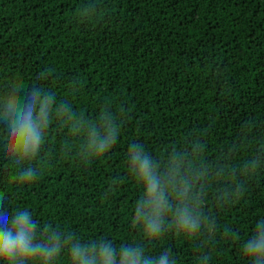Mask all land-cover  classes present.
I'll list each match as a JSON object with an SVG mask.
<instances>
[{
    "label": "trees",
    "instance_id": "trees-1",
    "mask_svg": "<svg viewBox=\"0 0 264 264\" xmlns=\"http://www.w3.org/2000/svg\"><path fill=\"white\" fill-rule=\"evenodd\" d=\"M33 87L83 126L103 131L115 120L119 136L84 162L83 137L57 116L33 161L17 166L0 150V211L27 210L41 230L82 243L141 242L132 218L143 190L128 170L135 142L157 158L175 151L221 170L206 199L217 220L211 243L167 233L149 254L170 248L177 264L203 254L208 264H248L241 244L264 219V166L237 201L218 208L215 194L228 168L264 150V0H0V98ZM29 165L38 178L21 184ZM54 264H70L67 249Z\"/></svg>",
    "mask_w": 264,
    "mask_h": 264
},
{
    "label": "clouds",
    "instance_id": "clouds-1",
    "mask_svg": "<svg viewBox=\"0 0 264 264\" xmlns=\"http://www.w3.org/2000/svg\"><path fill=\"white\" fill-rule=\"evenodd\" d=\"M54 97L33 87L21 97L9 92L0 98V140L2 150L8 159L22 166L33 161L45 143L47 129L57 116L59 122L67 125L73 135L82 140L83 161L99 158L115 144L120 125L115 120L102 125L80 124L66 109H53ZM67 115V120L63 116ZM105 116H101V121ZM130 176L143 190L135 204L133 227H138L141 242L121 245L111 242H80L71 234L58 233L50 227L41 230L27 210L14 214L0 211V262L2 264H54L61 251L67 249L70 264H177L170 248L157 255H150L148 245L162 239L167 233L181 235L186 239L200 241L198 247L211 243L217 230L216 217L206 211L210 180H215L219 168H200L196 161L187 162V157L171 152L166 158H157L142 144L129 145ZM264 166V150H257L255 156L222 175L227 179L215 194L216 206L224 208L237 201L246 191V179ZM38 170L31 165L19 172L16 180L21 184L33 183ZM0 196V209H3ZM224 235L229 238L236 234L226 227ZM203 237V239H201ZM241 254L248 264H264V219H260L252 235L241 244ZM210 257L203 254L197 264H208Z\"/></svg>",
    "mask_w": 264,
    "mask_h": 264
}]
</instances>
